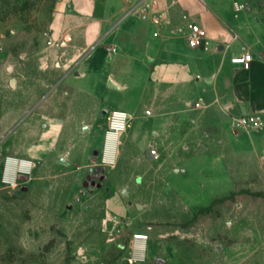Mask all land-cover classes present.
<instances>
[{
	"label": "rangeland",
	"instance_id": "1",
	"mask_svg": "<svg viewBox=\"0 0 264 264\" xmlns=\"http://www.w3.org/2000/svg\"><path fill=\"white\" fill-rule=\"evenodd\" d=\"M238 1L264 26V0ZM64 4L71 5L0 0V264H131L135 234L150 238L146 258L134 264H264V162L249 168L247 177L233 169L230 181L213 186L215 197L198 206L166 181L178 169L192 171L194 161L204 162V153H226L218 130L206 144L194 119H185L183 145L170 154L152 134L139 147L130 120L113 167L106 169L107 181L95 185L88 177L101 170L93 164L92 149L103 152L110 115L100 113L93 130L95 120L67 119L51 136V116L70 115L73 102L80 101L55 72V64L66 60L61 54L69 32L52 39ZM116 95L110 101L99 97L106 110L123 109ZM139 116L144 120L147 113ZM149 146L162 156L151 159ZM9 158L31 161L27 181L7 172ZM176 161L183 168L173 166ZM112 197H121L123 205Z\"/></svg>",
	"mask_w": 264,
	"mask_h": 264
},
{
	"label": "crops",
	"instance_id": "2",
	"mask_svg": "<svg viewBox=\"0 0 264 264\" xmlns=\"http://www.w3.org/2000/svg\"><path fill=\"white\" fill-rule=\"evenodd\" d=\"M68 1L70 7L61 5L52 24L54 41L63 31L69 32L61 54L66 60L55 64V72L63 74L62 84L80 101L73 102L70 115L51 116V136L58 127H65L67 119L95 120L93 130L102 120L100 113L105 118L117 110L127 112L135 124L131 137L139 147L152 134L170 154L183 145L180 128L185 119H194L206 144L215 141L218 130L219 143L228 147L226 153H204V162L194 161L192 171L178 169L166 177L177 195L192 206L214 198L213 186L220 180L230 181L233 169L247 177L249 168L264 162V126L238 130L234 116L227 112L229 107H244L247 114L260 115L264 123V26L249 8L237 11L238 0H104L102 5L97 0ZM188 23L207 30L208 38L200 47L189 45ZM248 53L253 60L246 69L241 60ZM116 94L123 109L106 110L107 103L99 97L110 101L109 96ZM142 110L147 113L144 120L139 116ZM102 151L93 164H99L98 171L107 181L106 169L113 162L103 159L105 143ZM148 155L151 159L162 156L153 146L148 147ZM82 160L87 167L86 154ZM173 164L183 168L180 161ZM111 199L123 205L121 197Z\"/></svg>",
	"mask_w": 264,
	"mask_h": 264
},
{
	"label": "built area",
	"instance_id": "3",
	"mask_svg": "<svg viewBox=\"0 0 264 264\" xmlns=\"http://www.w3.org/2000/svg\"><path fill=\"white\" fill-rule=\"evenodd\" d=\"M235 9L239 12L245 11L248 7L247 4L243 2H235L234 3ZM187 36H188V43L191 47L197 48L202 45L208 38L207 30L197 25L195 23H188L187 25ZM207 46L209 47L208 43ZM111 51H115V49H110ZM253 60L252 54H246L241 62L246 69L250 68V64ZM130 122V116L125 111H113L110 114V127L106 134V143H105V151L103 154V159L107 163H114L115 156L111 158L107 153L108 141L110 139L116 140V149L119 143L120 137L126 132L127 127ZM233 125L238 130H248V129H261L264 126L262 121V117L258 114H247L240 117H233ZM28 160H19L14 158H9L7 161V166L10 163H16V174L20 173V175H26L23 173L19 167L23 166L24 162ZM30 162V171H31V161ZM19 175V176H20ZM149 237L147 235H135L134 237V244H133V253L132 258L130 259V263H136L137 260H144L146 258L147 253V243Z\"/></svg>",
	"mask_w": 264,
	"mask_h": 264
},
{
	"label": "bare ground",
	"instance_id": "4",
	"mask_svg": "<svg viewBox=\"0 0 264 264\" xmlns=\"http://www.w3.org/2000/svg\"><path fill=\"white\" fill-rule=\"evenodd\" d=\"M107 153H108V155L111 158H113L116 155V140H115V138L114 139H110L108 141ZM16 166H17V164L15 162L14 163H10L7 166V172L13 173V176H14L15 175V172H16ZM19 168H20V170L23 173H25L27 175L30 174V162H28V161L27 162H24L23 166H21Z\"/></svg>",
	"mask_w": 264,
	"mask_h": 264
},
{
	"label": "water",
	"instance_id": "5",
	"mask_svg": "<svg viewBox=\"0 0 264 264\" xmlns=\"http://www.w3.org/2000/svg\"><path fill=\"white\" fill-rule=\"evenodd\" d=\"M227 112L234 116V117H240L243 115H247V112L245 111L244 107H238V106H233V107H229L227 108ZM150 155L153 156L152 150L150 149ZM19 178L21 179V181H27L28 180V176L26 175H20ZM88 179H90V177H88ZM102 180V179H101ZM101 185H99L100 187Z\"/></svg>",
	"mask_w": 264,
	"mask_h": 264
},
{
	"label": "flooded vegetation",
	"instance_id": "6",
	"mask_svg": "<svg viewBox=\"0 0 264 264\" xmlns=\"http://www.w3.org/2000/svg\"><path fill=\"white\" fill-rule=\"evenodd\" d=\"M93 154H94V156H95L96 158H98V157L101 155V150H100V148L95 149L94 152H93ZM103 176H104V173H103V172H101V173H96V174L94 175V177L89 176L92 185H95V183L100 182L101 179H102V181H103V180H104V177H103ZM86 184L88 185V184H89V181H86Z\"/></svg>",
	"mask_w": 264,
	"mask_h": 264
}]
</instances>
